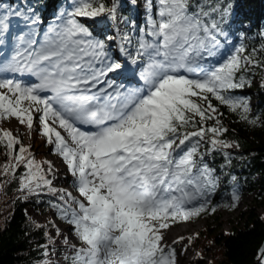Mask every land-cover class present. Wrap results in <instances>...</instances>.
Masks as SVG:
<instances>
[{
    "label": "snow or ice",
    "instance_id": "1",
    "mask_svg": "<svg viewBox=\"0 0 264 264\" xmlns=\"http://www.w3.org/2000/svg\"><path fill=\"white\" fill-rule=\"evenodd\" d=\"M248 3L0 0V192L34 205L28 264H206L199 233L171 231L242 203L237 165L255 157L232 125L264 130V14Z\"/></svg>",
    "mask_w": 264,
    "mask_h": 264
},
{
    "label": "trees",
    "instance_id": "2",
    "mask_svg": "<svg viewBox=\"0 0 264 264\" xmlns=\"http://www.w3.org/2000/svg\"><path fill=\"white\" fill-rule=\"evenodd\" d=\"M246 7H250L256 17L264 14V0H249ZM259 91L257 88L252 89V92L257 94V98ZM232 127L240 133L245 152H250L255 157L254 159L249 157V163L237 165L240 175L248 178L244 189L253 194L255 208L240 214L242 224L239 227L214 237L210 231L207 237L210 235L212 241H216L220 247L222 256L220 264H252V251L264 241V219H262L264 216L256 212L258 207L264 208V197L261 196V185L264 184V180L257 177V174H264V130H249L242 124H233ZM2 160L3 154L0 153V161ZM14 195V188L11 191L0 192V264H28L29 249L30 247L35 249L32 241L25 237V217L21 211L23 207L33 204L21 203L14 206L9 203ZM13 212L14 218L11 215Z\"/></svg>",
    "mask_w": 264,
    "mask_h": 264
},
{
    "label": "rangeland",
    "instance_id": "3",
    "mask_svg": "<svg viewBox=\"0 0 264 264\" xmlns=\"http://www.w3.org/2000/svg\"><path fill=\"white\" fill-rule=\"evenodd\" d=\"M254 89V88H253ZM3 126L9 128L13 131V133L17 136H20L25 144L33 143L35 145L36 151H38L41 156H48L49 158L56 159L55 157L50 155L49 146L43 144V141L39 138V133H33L26 125L20 123L16 118L6 119L3 123ZM19 129V130H18ZM59 164V161L57 160ZM64 169L61 167V172ZM61 184L67 186L70 184V181H65L63 173L60 176ZM253 194L244 189V196L241 205L238 209L221 207L216 214H207L201 215L199 217H194L187 221H179L172 228H176L182 224H185L183 228L186 230L185 235H193L195 233H199V238L194 244L195 249H204L207 247L206 264H220L221 259V251L220 247L216 243V241H212V237L208 234L211 231L212 236H218L221 234H226L234 227H239L242 223L240 220V214L244 211H249L252 208H255ZM30 210L34 208V205L28 206ZM256 212L264 216V208L258 207ZM51 218V213L44 207H40L38 209V214L36 215V219L38 221H44L45 219ZM189 257H191V253H189Z\"/></svg>",
    "mask_w": 264,
    "mask_h": 264
},
{
    "label": "bare ground",
    "instance_id": "4",
    "mask_svg": "<svg viewBox=\"0 0 264 264\" xmlns=\"http://www.w3.org/2000/svg\"><path fill=\"white\" fill-rule=\"evenodd\" d=\"M19 130V129H18ZM64 172V170L61 172V174ZM185 224H182L180 226H177L176 228H172L171 235H185L186 230L183 228Z\"/></svg>",
    "mask_w": 264,
    "mask_h": 264
}]
</instances>
